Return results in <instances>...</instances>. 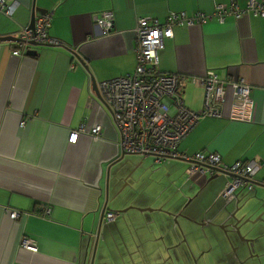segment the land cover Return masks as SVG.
<instances>
[{
  "label": "crops",
  "instance_id": "obj_1",
  "mask_svg": "<svg viewBox=\"0 0 264 264\" xmlns=\"http://www.w3.org/2000/svg\"><path fill=\"white\" fill-rule=\"evenodd\" d=\"M17 1L11 16L0 11V35H17L28 25L34 3L36 15L53 11L48 31L67 45H32L35 54L14 55L15 42L0 41V264H82L86 250L85 264H89L95 241L97 254L103 246L118 248L119 254L110 255L109 264H162L156 255L164 256L169 245L177 242L172 214L159 208L173 210L179 198L199 187L205 189L206 200L210 198L207 212L219 203L207 217L209 223L226 220L232 209L229 204L223 207L218 197L227 180L224 174L212 180H207L208 175L188 180L182 159L157 162L151 154L122 153L112 112L92 90L88 72L73 52L98 83L134 69L137 17L162 21L171 10L210 11L216 3L229 0ZM103 9L113 12V28L106 34L94 20ZM158 57L161 70L184 75L183 101L194 110H200L203 101L196 78L208 69L220 78L235 75L251 84V121L201 117L178 149L218 151L222 161L229 163L254 160L258 169L253 178L264 181V17L227 16L223 22L210 19L175 26ZM97 123L101 125L98 138L84 130L74 142L68 140L70 130L81 124L90 129ZM247 191H237L241 202ZM251 192L250 197H264V186L257 184ZM5 205L26 214L11 218L4 212ZM118 208L127 209L113 220L103 219L99 228L101 212ZM252 210L246 216L261 209ZM182 225L187 232L185 222ZM23 235L35 241V250L20 244ZM188 244L194 253L200 251L190 239ZM134 251L146 256L138 258ZM261 254L258 251L255 258ZM249 262L254 261L245 264Z\"/></svg>",
  "mask_w": 264,
  "mask_h": 264
},
{
  "label": "built area",
  "instance_id": "obj_2",
  "mask_svg": "<svg viewBox=\"0 0 264 264\" xmlns=\"http://www.w3.org/2000/svg\"><path fill=\"white\" fill-rule=\"evenodd\" d=\"M17 6V0H0V11L6 15L11 16ZM52 12L45 10L36 15L33 28L25 25L20 29L16 36L21 40L13 41L16 45L12 49L14 55H25L26 50L33 45L31 41L52 46L67 45L48 31ZM249 14L264 17V0H246L244 4L229 0L216 3L210 11L195 9L187 13L184 10H171L162 21L153 16L137 17L133 28L136 41L134 69L97 83L101 97L112 112L122 153L151 154L157 162L170 157L182 158L189 161L186 168L189 178L207 176L215 172L214 166L220 167L231 174L219 193L227 200L234 198L240 188L251 191L257 184H264L263 180L258 182L253 178L258 169L254 160L237 159L226 164L221 162L218 152L185 153L178 149L182 138L201 117L251 121L254 108V100L250 95L251 84L235 75L220 78L215 70L208 69L196 78L203 88V101L201 109L194 110L183 101L184 75L161 70L158 57L164 39L172 36L175 26L200 24L210 19L223 22L227 16L241 18ZM94 20L103 34L113 28V12L110 9L96 12ZM23 123L24 120H21L20 124ZM84 130L93 138H98L101 125L97 123L86 129L85 124H81L70 130L68 140L74 142L79 132ZM3 209L11 218L26 214L23 210L7 205ZM117 213L107 210L103 219L113 220ZM19 242L31 250L37 248L35 241L25 235L21 236Z\"/></svg>",
  "mask_w": 264,
  "mask_h": 264
},
{
  "label": "rangeland",
  "instance_id": "obj_3",
  "mask_svg": "<svg viewBox=\"0 0 264 264\" xmlns=\"http://www.w3.org/2000/svg\"><path fill=\"white\" fill-rule=\"evenodd\" d=\"M132 154L135 153H129L127 155L130 156ZM150 163L154 164V161L152 160L150 161ZM129 173L130 172H128V174ZM204 191L205 189L202 190V188L199 187L196 192L186 197L185 199L179 198L176 203V207L173 208V210L162 208L165 210L166 215L170 214L168 213L169 211L172 214L178 213V215L176 216V220L174 219V215H172V222L174 225H176V228L172 231V233L175 235V238H177V241H175L174 237L173 240L174 243H177L173 245L170 244V247L167 248L168 251L164 253V256L162 254H157L156 256L158 261L163 259L161 261L162 264H185L188 261H190L191 264H219V262L221 264H245L246 260L255 262H249L248 264H259L260 260L264 261V236L255 237L264 232V221L257 220L254 222H245L240 225L238 232L232 226L234 218L231 216V212L236 207V199L234 198V200L232 199L233 201H229L223 196L218 195V197L220 198L219 201L223 203V207H226L229 204L228 209L230 208L232 210L228 212L226 220L224 218H216V220H212L211 222L215 225H212L211 223H209L210 220L207 217H211L213 209H215V207H217L219 203H216L213 207L208 206V208H212H209L210 210L207 212V207H205V205L209 203L210 198L206 200L207 196L202 195ZM252 193L253 192L251 191L246 192L245 198H247ZM189 198L190 200H188ZM202 198H204V202ZM251 198L253 197L249 196L248 201L254 203L255 201H252L254 198ZM243 208L237 211L238 215H240L244 210ZM252 211H254V209ZM251 213L252 214L249 215L251 218L257 216V213ZM181 221L185 222L187 232H185L183 225L181 228ZM198 225L208 226L204 229H200ZM244 226L246 228H243ZM242 235L247 238L255 237V239L252 241H246L245 239L241 238ZM188 239L191 240L195 248L200 250L198 253H194L191 250L188 244ZM167 241L171 240L167 239ZM203 249L206 250L205 259L200 254ZM255 250L257 252H255ZM258 251H262V254L256 256L255 258V254L258 253ZM140 252H142V249ZM116 253L119 254V250L117 247H110L109 249V247L103 246L98 254L96 248L94 261L95 258H97L96 264H109L108 259L112 258L110 257V255L115 256ZM134 253L138 258H141V255L143 257L146 256L143 254H139V251H134ZM244 256L246 257V260L244 259L243 261Z\"/></svg>",
  "mask_w": 264,
  "mask_h": 264
},
{
  "label": "water",
  "instance_id": "obj_4",
  "mask_svg": "<svg viewBox=\"0 0 264 264\" xmlns=\"http://www.w3.org/2000/svg\"><path fill=\"white\" fill-rule=\"evenodd\" d=\"M35 16H36V14H35V8H34V3H33L32 8H31L30 20H29V23H28V26L31 27V28L34 27ZM19 40H21V38L19 36H16V35H12V34L0 35V41H19ZM31 44H33V45H39V44L40 45H48V44H45V43H36L34 41H31ZM35 53H36V49L28 48L26 50V54H28V55H32V54H35ZM74 55L78 59L79 63L85 68V70H87L92 90L95 92V94L97 95L98 98H102L101 95H100L98 86H97V82H96L95 78L93 77V75L90 73V70H89L88 66L86 65L85 61L81 58L80 55H78V53L74 52ZM177 158L179 159V157H177ZM213 168H214L215 172L210 174L207 177V180H212V179L218 177L220 174H224L225 176H227V179L231 176V174L229 172L222 170L220 167L214 166ZM261 185L264 186V184H261ZM234 197L236 199L235 200L236 207L231 212V216L234 218V222L232 223V226H233V228L235 230H237L239 232L240 225L245 223V222H254V221H257V220H263L264 221V218H263V214H264V197L263 196L261 197V196H258L257 194H253L252 197L255 200L254 203L249 202L248 198L244 199L241 202L242 197H239L237 192L235 193ZM188 200H190V198ZM138 208L140 210H153L154 209L153 207H138ZM241 208H243L245 210V212L240 214V215H238L237 211L239 209H241ZM260 208H262V209L257 213V216H255L254 218H251L249 215L246 216L247 211L252 210V209H254L256 211L257 209H260ZM126 209L127 208H122V209H118V210H115V211H117L119 213V212L125 211ZM159 210L165 211L161 207L159 208ZM168 213L172 214L170 211ZM172 215H174V219L176 220V216L178 215V213H173ZM103 216H104V212H101L99 228H100L101 221L103 220ZM99 228H98V231H99ZM258 236H264V232L259 234V235H257V236H255V237H258ZM255 237H250V238L243 237V239H245L246 241H252V240L255 239ZM95 249H96V241L94 242V245H93V249H92V252H91V255H90L89 264H93ZM86 256H87V250L85 251L84 260H83L82 264H85Z\"/></svg>",
  "mask_w": 264,
  "mask_h": 264
},
{
  "label": "trees",
  "instance_id": "obj_5",
  "mask_svg": "<svg viewBox=\"0 0 264 264\" xmlns=\"http://www.w3.org/2000/svg\"><path fill=\"white\" fill-rule=\"evenodd\" d=\"M211 117H214V116H211ZM247 122V121H246ZM198 151H202V150H198ZM203 152H210V151H203ZM213 152H218V151H213ZM219 153V152H218ZM220 154V153H219ZM170 158H177V157H170ZM220 158H221V162L222 163H226V164H230L229 162H223L222 161V156H221V154H220ZM167 159V158H166ZM179 159H182V158H179ZM239 159H242V160H248V159H243V158H239ZM165 159H163L162 161H164ZM182 160H184V159H182ZM185 162H186V167H185V170H184V172H185V175H186V179H188V180H192V179H195V178H189V177H187V173H186V168H187V166L189 165V161H187V160H184ZM161 162V161H160ZM210 174H208V176H209ZM225 185V184H224ZM261 185V184H260ZM257 186V185H256ZM224 187V186H223ZM222 187V188H223ZM222 188H221V190H222ZM220 190V191H221ZM219 195V194H218ZM235 198V197H234ZM234 198H232V199H234ZM232 199H230V200H232Z\"/></svg>",
  "mask_w": 264,
  "mask_h": 264
},
{
  "label": "flooded vegetation",
  "instance_id": "obj_6",
  "mask_svg": "<svg viewBox=\"0 0 264 264\" xmlns=\"http://www.w3.org/2000/svg\"><path fill=\"white\" fill-rule=\"evenodd\" d=\"M182 228V227H181ZM247 236V235H246ZM244 236H241V238H243ZM205 249H203L201 252H200V254H201V256H203L204 257V259L206 258V254H205ZM196 259V258H195ZM197 262V261H196ZM185 264H191L190 263V261H188V262H186Z\"/></svg>",
  "mask_w": 264,
  "mask_h": 264
}]
</instances>
